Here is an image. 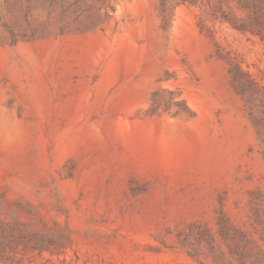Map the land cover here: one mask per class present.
I'll return each mask as SVG.
<instances>
[{
	"label": "rangeland",
	"instance_id": "374dc122",
	"mask_svg": "<svg viewBox=\"0 0 264 264\" xmlns=\"http://www.w3.org/2000/svg\"><path fill=\"white\" fill-rule=\"evenodd\" d=\"M63 9L0 0V264H264V42L178 0Z\"/></svg>",
	"mask_w": 264,
	"mask_h": 264
},
{
	"label": "trees",
	"instance_id": "16d2710c",
	"mask_svg": "<svg viewBox=\"0 0 264 264\" xmlns=\"http://www.w3.org/2000/svg\"><path fill=\"white\" fill-rule=\"evenodd\" d=\"M47 1L48 14L53 13L56 7H59L60 14L64 11L65 0H45ZM76 1V0H75ZM180 2H187L200 9L201 25L204 26V21L208 16L217 19V14L220 15L219 21L228 22L229 25L241 32L251 33L260 38L264 42V0H236L237 7L246 12V17L231 18L221 6V0H218L215 10L211 8L212 0H178ZM108 6V5H107ZM13 40L12 43L16 42ZM231 84L240 93H246L247 90L256 87L254 81L250 76L242 71L238 66H235L230 71Z\"/></svg>",
	"mask_w": 264,
	"mask_h": 264
}]
</instances>
